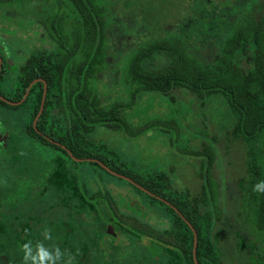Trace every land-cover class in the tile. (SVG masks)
I'll return each instance as SVG.
<instances>
[{
  "label": "trees",
  "instance_id": "trees-1",
  "mask_svg": "<svg viewBox=\"0 0 264 264\" xmlns=\"http://www.w3.org/2000/svg\"><path fill=\"white\" fill-rule=\"evenodd\" d=\"M257 3L258 0H0V13L11 16L6 12L10 10L16 16L28 15L32 19L28 33L32 32L33 40L26 45L20 63L12 61L0 45V95L15 102L27 93L18 105L0 99V107L25 110V134L43 149L48 162L62 156L80 179L90 172L97 186H107L104 180L98 182V174L117 178L142 193L147 208L157 207L168 215L178 226L179 236L151 238L169 246L182 264H195L194 235L171 205L196 231L197 262L223 264L213 233L220 215L211 189L212 147L181 151L202 158L199 174L205 182L200 193L191 194L177 190L163 170L134 167L108 143L95 140L94 133L103 126L139 136L162 126H178L174 117L161 116L133 126L125 111L144 95L157 94L161 97L152 99L174 101L173 90L185 89L199 104L224 99L229 133L245 146V178L240 185L237 217L247 226L249 244L264 256V11ZM128 36L131 42L118 49L116 41ZM36 78L40 80L28 88ZM44 82L43 108L34 125ZM67 150L77 158L91 159L75 161ZM92 158L150 193L109 173ZM114 195L121 200V206L147 216L143 203L123 193ZM104 196L95 195L92 201L102 200L110 209ZM109 227L113 228L110 223ZM105 235L108 236L106 232ZM163 257L165 260L166 255ZM0 264H10L1 251Z\"/></svg>",
  "mask_w": 264,
  "mask_h": 264
},
{
  "label": "rangeland",
  "instance_id": "rangeland-1",
  "mask_svg": "<svg viewBox=\"0 0 264 264\" xmlns=\"http://www.w3.org/2000/svg\"><path fill=\"white\" fill-rule=\"evenodd\" d=\"M257 5L264 11V0ZM6 12L12 17L0 13V45L12 61L20 63L26 45L33 41L32 32L28 33L32 19ZM131 40L128 36L115 44L120 49ZM172 93L174 101L144 95L125 115L133 126L158 116L174 117L178 126H162L163 132L153 129L139 136L99 126L94 139L108 143L134 167L167 172L177 190L191 194L200 193L205 182L199 174L202 158L181 151L212 147L211 189L220 215L213 233L222 263L264 264V256L249 244L246 224L237 217L245 146L229 133L225 100L199 104L185 89ZM25 116L22 108L0 107V132L6 135L0 143V251L10 264H182L169 246L151 238L179 236L168 215L157 207L147 208L144 195L117 178L98 174V182L104 180L107 186H97L90 172L80 179L62 156L48 162L43 149L25 134ZM117 192L143 203L147 216L121 206ZM101 193L110 209L102 200L92 201ZM108 223L116 232L114 241L105 235Z\"/></svg>",
  "mask_w": 264,
  "mask_h": 264
},
{
  "label": "water",
  "instance_id": "water-1",
  "mask_svg": "<svg viewBox=\"0 0 264 264\" xmlns=\"http://www.w3.org/2000/svg\"><path fill=\"white\" fill-rule=\"evenodd\" d=\"M1 61H2V59H1V57H0V67H1ZM38 80H40V78H36V79H34V80H32L31 81V83L29 84V87L34 83V82H36V81H38ZM45 94H46V83L44 82V88H43V94H42V99H41V104H40V108H39V111H38V113H37V115H36V117H35V119H34V121H33V124L35 125V123H36V119H37V117L39 116V114H40V112L42 111V108H43V103H44V99H45ZM0 99L1 100H3V101H5V102H7V103H9V104H11V105H18V104H20L21 102H22V100L23 99H20V100H18V101H10V100H8V99H6L5 97H3L2 95H0ZM6 140V135L4 134H2L1 132H0V141H2V142H4ZM51 141H53L54 142V140H52V139H50ZM68 151V153H69V155H71V157L75 160V161H83V160H86V159H91V158H77V157H75V156H73L72 154H71V152L69 151V150H67ZM92 160H95V161H97L98 163H100V165L102 166V167H104L109 173H111V174H113V175H115V176H118V177H121V178H123V179H125V180H127V181H129V182H131V183H133L134 185H136L138 188H140V189H142L143 191H145V192H147V193H150L148 190H146L143 186H141L140 184H138V183H136L134 180H132L131 178H129V177H127V176H125V175H123V174H120V173H117V172H115L114 170H112V169H110L109 167H107L105 164H103L101 161H99V160H97V159H94V158H92ZM166 203H168L169 204V202H167V201H165ZM171 205V204H170ZM172 207H173V209L184 219V221L189 225V227H191V229H192V231H193V235H194V240H193V259H194V262H195V264H199L198 262H197V260H196V258H195V253H194V248H195V245H196V231H195V229L193 228V226L190 224V222L180 213V211L175 207V206H173V205H171ZM106 234L109 236V238L112 240V241H114L115 240V237H116V232L114 231V229L112 228V227H109V228H107L106 229Z\"/></svg>",
  "mask_w": 264,
  "mask_h": 264
},
{
  "label": "flooded vegetation",
  "instance_id": "flooded-vegetation-1",
  "mask_svg": "<svg viewBox=\"0 0 264 264\" xmlns=\"http://www.w3.org/2000/svg\"><path fill=\"white\" fill-rule=\"evenodd\" d=\"M23 56H24V54H23ZM23 56H22V60L24 59ZM28 88H29V85H28ZM25 97H27V93L26 92L23 94V97H21L20 99H25ZM2 134L4 135L5 133H2Z\"/></svg>",
  "mask_w": 264,
  "mask_h": 264
}]
</instances>
